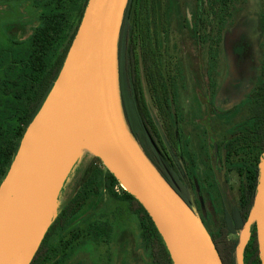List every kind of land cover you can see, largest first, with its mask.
<instances>
[{
  "label": "trees",
  "instance_id": "1",
  "mask_svg": "<svg viewBox=\"0 0 264 264\" xmlns=\"http://www.w3.org/2000/svg\"><path fill=\"white\" fill-rule=\"evenodd\" d=\"M33 1L36 10L41 12L40 25L24 43L17 44L12 61L10 56L0 61L3 70L0 75V185L7 176L27 127L41 109L60 73L88 0ZM246 1L196 0L194 16L198 20L192 30L193 37L198 38L197 31L208 26L213 37L210 44L211 65L217 61L224 31L234 21V8ZM160 2L161 0L127 2L117 52L119 93L123 115L131 134L153 165L159 171L161 169V175L168 184L189 206L186 187L180 189V185L174 181L172 161L166 146V141L174 143L176 134L180 131L179 86L176 84L180 76H172L169 63L167 67L163 61L157 25ZM262 24L264 28V17ZM199 25L202 27L199 28ZM25 59L29 60V65L21 70ZM140 65L147 94L159 116L163 133L147 102ZM253 97L258 102L259 94L255 93ZM255 111L252 127H249L247 133L249 141L253 136V126L259 125L258 109ZM256 131L261 133V128L256 127ZM261 134L258 160L264 147V125ZM176 176L181 178L179 174ZM257 177L258 174L248 176L247 188L241 192L240 203L232 213L223 211L222 225L217 234L220 242L211 237L223 264H237L238 242L228 241L227 236L240 232L248 220L253 207ZM104 194L111 202L124 203L129 212L136 216L143 249L151 262L173 264L146 210L95 157L85 169L76 194L54 219L32 264H67L88 243H94L97 247L108 246L113 231L110 223L93 222L86 227L80 225L86 210ZM247 252L246 264H260L259 259L255 263L258 253L256 241L248 245Z\"/></svg>",
  "mask_w": 264,
  "mask_h": 264
},
{
  "label": "water",
  "instance_id": "2",
  "mask_svg": "<svg viewBox=\"0 0 264 264\" xmlns=\"http://www.w3.org/2000/svg\"><path fill=\"white\" fill-rule=\"evenodd\" d=\"M128 0H88L60 73L27 127L0 185V264L32 218L35 235L13 264H32L53 220L44 213L84 145L152 219L173 264H223L194 212L168 184L131 134L121 106L118 42ZM256 228L264 264V150L253 207L239 233L237 264ZM18 235V236H17ZM17 236V237H16Z\"/></svg>",
  "mask_w": 264,
  "mask_h": 264
},
{
  "label": "rangeland",
  "instance_id": "3",
  "mask_svg": "<svg viewBox=\"0 0 264 264\" xmlns=\"http://www.w3.org/2000/svg\"><path fill=\"white\" fill-rule=\"evenodd\" d=\"M205 1L206 0H204V2ZM195 2V0H161L157 9L159 42L164 64L168 67V63H170V72L172 76L175 71H187L188 89L187 91H182L179 86L178 105L184 122V135H189L191 140V137L196 138V134L199 133V131L197 128L191 126L190 123L194 124L197 123L198 120L203 121L204 118H207L212 133H216L218 128L220 129L221 126H224L223 123L216 122L215 112L208 107L205 108L202 103L201 97L204 95V91L200 86L202 83L204 85L207 82V66L204 63V59H208V53L205 48L203 57V49L201 48L200 52H197L191 42V39L194 38L192 30L195 25V19L193 17ZM263 5L264 0H247L244 4L240 3V5L234 8V19L244 22L237 30H228L222 39L221 47L224 50V56L221 54L220 57L222 58L219 63L221 81H223L224 85L229 90L235 92L241 90L248 93L256 85L259 72L258 66L256 69L255 67L257 61L259 65V60L263 52L262 44H264V28L259 21L263 14ZM204 8H206V6H204ZM40 18L41 12L36 10L33 5V0H0L1 50L10 52L17 48V44L24 43L40 25ZM9 28H15L17 38L7 37V30ZM231 28L230 25L228 29ZM244 29L246 30L245 37L247 40L244 38L241 39L238 45L232 48V51L236 49L244 54L243 61L239 63L234 61L232 64L228 49L229 43L237 37L239 31ZM200 34L201 36L204 35L209 41V44H211V38L213 37L210 34L208 26L201 28ZM228 59L231 65L228 64ZM28 61L29 60L25 59V63L21 66V70H24V67L29 65ZM139 71L142 77L143 88L147 96V102L151 108L154 120L162 132L159 116L153 109V105L147 94V87L142 76L143 72L141 65ZM1 72L3 74V70ZM237 93L239 94V92ZM221 97L222 99L225 98L224 96ZM229 102H226V106L232 104ZM218 108H226L223 100L219 101ZM187 119H189L190 123ZM195 144H197V140H195V143L194 141L192 143V148L197 150L198 144ZM166 146L168 154L171 156L173 155L176 159L167 141ZM93 158L94 156L85 148H81L76 154L57 194L55 207L47 221L53 220V217L59 213L60 209L74 197L79 189L84 171ZM176 160L179 168L182 170L180 167L181 164L178 162L179 160ZM156 169L158 170L157 167ZM228 179L229 182L227 183L223 176L219 175L220 184L225 193L226 206L231 210L238 200V179L234 176H230ZM203 213L194 212L197 219L206 229L202 219L204 216ZM93 222H108L111 224L113 231L110 244L106 247H97L94 243H88L82 246L67 264H153L143 249L137 218L134 214L129 212L128 207L124 203L111 202L104 194L101 199H97L86 210V213L81 218L80 225L86 227ZM216 226L217 223H213L212 228L216 229ZM206 231L208 232L207 229ZM32 237L33 235H31L30 241ZM22 238L23 236L20 234L15 242V245H18V247L20 246V254L16 259L25 252L30 243L29 241L26 244L27 241L23 239L22 244ZM230 240H237V236L230 237ZM15 260L13 262H15Z\"/></svg>",
  "mask_w": 264,
  "mask_h": 264
},
{
  "label": "flooded vegetation",
  "instance_id": "4",
  "mask_svg": "<svg viewBox=\"0 0 264 264\" xmlns=\"http://www.w3.org/2000/svg\"><path fill=\"white\" fill-rule=\"evenodd\" d=\"M193 17L195 19L196 25V20L198 19L196 16ZM263 17L264 5L263 14L259 19L261 24ZM243 22L244 21H237V19H234L233 23L231 24L232 28L224 31L223 38L228 30H237ZM195 25L194 27H196ZM200 27H202V25H199V28ZM200 30L197 31L198 38L191 39V42L197 52H200L201 48L203 49V57L205 48L207 49L208 53V59H204V63L207 66V82L204 85L202 83L200 86L204 91V95L201 97L202 103L204 104L205 108L208 107L210 110L215 112L216 122H221L224 124V126H221L220 129L218 128L216 133H212L209 127V120L207 118H204L203 121L198 120L197 123L194 124L190 123L189 119H187L190 125L197 128L199 131V133L196 134V138L191 137V140L189 135H184V122L182 113L180 112V131L179 134H176L174 143H170V146L176 159L179 160L178 162L181 164L180 167L182 170L179 168L177 160L173 157V155H169L172 161L171 165L173 166L174 181L180 185V189L182 187H186L188 192L186 201L189 204L190 209L195 213L205 212L203 213L204 216L202 218L203 223L208 230L209 235L220 242L217 234L218 231H220V225H222L223 211L231 214L232 211L239 205L241 192L246 189L248 185V176L258 174V164L264 150L263 147L258 160V142L260 143L262 140L261 133L264 125V86H262L264 84V44H262L263 52L261 59L259 60V65L257 61V65L255 67L256 69L258 66L259 72L255 87L248 93H246V91L237 90V92H239L238 94L235 91L227 89L220 78L219 63L222 58L220 56L221 54L224 56V50L221 47L222 42L218 49L219 54L217 61L211 65L212 57L210 54V44L204 35L201 36ZM7 32L8 38H17L15 28H9ZM245 32V29L239 31L237 37H235L234 40L229 43L228 49L232 59V64L234 61H237L238 63L243 61L244 54L236 49L232 51V48L237 46L241 39L244 38L247 40L245 37ZM15 49L8 52L7 50L2 51L0 48V61L6 58V56H10L12 61ZM228 64L231 65V63H229V59ZM1 71L2 69L0 67V73ZM173 76H175V78L181 76V79L176 81V84L180 86V90L187 91V71H175ZM1 82L2 81L0 79V83ZM255 93L259 94L258 102H256L253 97ZM221 96H224L225 98L222 99ZM222 100L224 101L226 107L224 109L218 108L219 101ZM229 101L232 104H228L226 106V102L228 103ZM256 108L258 109L259 121V125L257 124L256 127L259 126L261 128V133H257L256 127L253 126V136L249 141L247 133L249 127H252L251 124L253 123V119L256 115ZM194 139L197 140V150L192 148L193 141L195 143ZM176 173L179 174L181 178H178ZM219 175L223 176L227 183L229 182L228 178H230V176L237 177L238 179V200L231 210H229L226 206L225 193L223 192V187L220 184ZM213 223H217V229L212 228ZM239 233L240 232L235 234L230 233L227 236V240L236 241L239 243ZM232 236H237V240H230V237ZM253 241H256L258 252L255 226L252 227V236L249 244ZM247 256L248 252H245V264L248 262L246 259ZM258 259L260 260L259 252L255 257V263Z\"/></svg>",
  "mask_w": 264,
  "mask_h": 264
},
{
  "label": "bare ground",
  "instance_id": "5",
  "mask_svg": "<svg viewBox=\"0 0 264 264\" xmlns=\"http://www.w3.org/2000/svg\"><path fill=\"white\" fill-rule=\"evenodd\" d=\"M81 148H85L87 150V148L84 145H81L79 147ZM59 192V188L57 189L56 192H54V194L52 195V197L50 198L47 208L45 210L44 213V221L48 220L49 215L51 214V212L53 211L54 207H55V203H56V197L57 194ZM21 236H23V238L21 239V243L23 244V239L26 240V244L30 241V237L31 235H35V226H34V221L32 218L26 219L22 226H21ZM20 247V246H19ZM18 247V245L13 244L12 246L9 247L8 252H7V256L5 259V264H13V261L17 258V256L20 254V248Z\"/></svg>",
  "mask_w": 264,
  "mask_h": 264
}]
</instances>
